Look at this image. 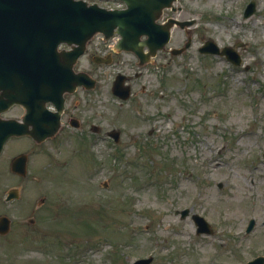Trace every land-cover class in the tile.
<instances>
[{
	"label": "rangeland",
	"instance_id": "374dc122",
	"mask_svg": "<svg viewBox=\"0 0 264 264\" xmlns=\"http://www.w3.org/2000/svg\"><path fill=\"white\" fill-rule=\"evenodd\" d=\"M254 1L244 17L249 0H177L181 10L165 9L160 20L194 23L173 26L166 46L141 66L130 51L109 64L82 58L80 67L98 72L83 106L85 138H10L0 154V213L24 221L0 236V264H128L148 255L150 264H245L264 256V0ZM188 36L190 46L172 54ZM207 39L233 47L241 64L200 53ZM98 41L90 52L107 48ZM117 72H140L122 103L110 90ZM105 130L119 131V140ZM21 151L27 176L18 179L9 164ZM12 186L21 194L8 204ZM194 213L210 234L196 233Z\"/></svg>",
	"mask_w": 264,
	"mask_h": 264
},
{
	"label": "water",
	"instance_id": "95a60500",
	"mask_svg": "<svg viewBox=\"0 0 264 264\" xmlns=\"http://www.w3.org/2000/svg\"><path fill=\"white\" fill-rule=\"evenodd\" d=\"M123 9H107L86 0H0V114L13 104H21L25 113L20 120L0 116V151L11 136L30 135L40 143L54 137L61 122L64 94L73 92L77 85L95 86V79L86 84L84 72H74L76 59L83 54L88 41L97 33L105 39L118 34L115 49L132 51L142 65L163 49L170 38L174 25L185 28L193 20L170 17L159 22L164 8L173 11L176 0H122ZM255 10V2L249 1L244 17ZM145 38H141L142 36ZM191 42L190 36L181 48H173L172 54L184 51ZM65 44L69 48L58 46ZM147 51H144V47ZM238 46V44L236 45ZM202 53L225 55L234 64H240L239 54L230 46L219 48L212 40H206L198 48ZM96 60V58H95ZM98 61V60H96ZM108 62V60H102ZM126 77L117 74L112 83V93L122 100L130 95ZM54 104L50 111L45 103ZM116 141L119 132H109ZM11 170L22 176L26 174V155L20 154L11 161ZM9 190L7 200L16 197ZM181 217L188 209L176 211ZM197 233H211L209 223L199 214L191 215ZM254 225L250 219L246 228ZM9 218L0 216V234L9 231ZM153 257L139 258L129 264H149ZM245 264H264L259 255Z\"/></svg>",
	"mask_w": 264,
	"mask_h": 264
},
{
	"label": "flooded vegetation",
	"instance_id": "af4514ba",
	"mask_svg": "<svg viewBox=\"0 0 264 264\" xmlns=\"http://www.w3.org/2000/svg\"><path fill=\"white\" fill-rule=\"evenodd\" d=\"M114 39H115V41H114L113 44H109L108 43V41H110L111 39L110 40H103V43L107 46V48L106 47L105 48H101V49L98 50L99 53H95L97 51L96 48H97V45L99 44V41L97 43L96 39L93 38L88 43L85 53L81 57H79L77 59V62H76V64L73 67L74 70L75 71L87 72V74H90L92 77H95L96 80L98 81V72L95 71L94 68L91 65L90 66L87 65V66H85L83 68L80 67L79 62L82 60L83 57H88V56L92 60L94 55L98 56L97 58L103 57V58H108L110 61H113V55L118 54L113 49V46H114L115 42L117 41V38H114ZM93 45H95V46H93ZM91 48L95 49V52H90ZM96 64L102 65V63H96ZM139 75H140V72H135L133 75H129L130 77L128 79V82L131 84V86H132L133 79H135ZM90 91L91 90H89V89L85 88L84 86L80 85L74 90L73 93H66L65 94L64 107H63V110L61 112V127H60V130H59L58 134H60L62 132H65V131H69V132H72V133H74L75 131L76 132L78 131L79 134H77V135L81 139L85 138L83 131H85V127L87 125V122L89 121L88 118H90V117L87 115L88 108L87 107L85 108L83 106L88 102V98L86 97V95ZM78 94H80L81 98L78 97V99H75V98L72 99V97H76ZM79 105H80V107H79ZM11 109L20 110L21 114L24 112V109L20 105H14V106H12L10 108V110ZM73 125H76V126H73ZM93 125H95L97 127L96 130L98 132L101 130V128L97 124H93L92 122H90L89 128L91 130L93 128ZM105 131H106V135H107L108 131L107 130H105ZM23 137L30 138L28 136H23ZM19 153H23V152L22 151L21 152H17V154H19ZM12 175L13 176L15 175L16 178H18V179L22 178V177H20L19 175L15 174V173H12ZM13 187H16V186H12L10 188H13ZM17 188H19V187H17ZM21 189H22V187H20L19 190H18L19 197H20V194H21ZM6 194H7V191H6ZM6 194L4 195V199H3L5 203L9 204V203H11L13 201H18V199H19V198H17V199L11 200V201H6L5 200ZM43 202H44V199H43V201L41 203H38V201H37L36 209H39ZM34 211H35V208H34ZM2 214H4V212L0 213V215H2ZM38 218H40V217H38ZM9 220H10V230H11L12 225L16 228V230H19L20 228H22V226H24V221L22 219L17 221V223H14V224H13V220L11 218ZM39 221H40V219H39ZM34 223H35V219L34 218H29L27 220V224H34ZM0 236H2V235H0Z\"/></svg>",
	"mask_w": 264,
	"mask_h": 264
},
{
	"label": "bare ground",
	"instance_id": "6f19581e",
	"mask_svg": "<svg viewBox=\"0 0 264 264\" xmlns=\"http://www.w3.org/2000/svg\"><path fill=\"white\" fill-rule=\"evenodd\" d=\"M235 194H236V195H238V192H237V191H235V192H234V196H236ZM229 203L231 204V203H235V202H233L232 200H230V201H229ZM249 208H252V206H251V207H249Z\"/></svg>",
	"mask_w": 264,
	"mask_h": 264
}]
</instances>
